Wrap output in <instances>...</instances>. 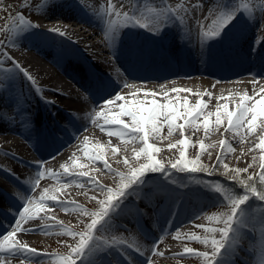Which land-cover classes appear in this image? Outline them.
<instances>
[{
    "label": "bare ground",
    "instance_id": "bare-ground-1",
    "mask_svg": "<svg viewBox=\"0 0 264 264\" xmlns=\"http://www.w3.org/2000/svg\"><path fill=\"white\" fill-rule=\"evenodd\" d=\"M141 1L143 3L136 8L138 14L140 12L147 13L148 9L160 8L165 5L175 7L178 3L187 7L188 11L187 13L180 11V15L184 18L183 23L179 20H169L167 26L163 27V30L156 35L139 27L121 28L119 38L115 43L109 44L105 36L104 22L99 18L101 7L107 8L108 0H48L47 7L41 10L39 16L32 23L39 27L28 30L19 36L16 39L15 47L2 49V51H7L9 56L17 61L36 82L33 85L22 72H17L14 79L5 80L0 86V215L6 219L7 227L3 234L11 230V226L17 218L15 213L22 208L23 201L20 200V195L39 196L42 188L53 184L57 188L62 187L61 182L45 177L40 180L35 192L30 191L38 162H45V170L61 172L60 165L65 162L71 163L69 158L75 154L76 157H79V163L86 164L87 167L74 171L88 172L101 183L114 187L118 180L115 173L107 172L102 163H93L84 156V137L89 138L87 145L89 149L94 146H103L108 164L117 172H127L128 169L125 167L123 159L127 157L132 161V147L137 149L142 147L139 143L130 144L128 150L123 152L120 149L121 138L115 135L109 137L107 132L98 127V124H102L103 120H99L97 123L91 122L90 114H94V109L100 111L97 105L102 103V97L106 93L103 92L98 96L93 95V98L82 96L72 78L68 74L66 75L60 67L75 64L74 57L64 53L66 48L70 51L72 49L79 56L75 61L83 65L81 68L76 66L78 68L77 76L84 81L79 86L88 85L92 81L91 77H87V71L95 73L92 66H98L104 76L98 81L92 82L90 86L108 85L107 93L114 95L116 91H121L119 85L127 81L134 87L124 88L121 91L126 99H132L130 93L136 92L137 99L151 100L153 97H145L144 93L156 92L159 95L155 99L159 103H165L163 93L168 92L169 99L174 101L178 99L181 103L184 98H187L190 104L194 105L197 100L202 99L207 104V108L204 110L206 114L215 112L220 97L226 99H219V103H228L230 110L235 108V105L240 102V97L245 93L254 97L253 102L260 98L256 93H260L261 87H264V75H259L257 72L253 75H245L244 72L250 67L255 68L250 62H246L245 55L249 50L254 53L252 62L257 60L264 64L262 63L264 61V11L260 10V6H264V0H249V4L254 9L252 16L238 13L237 18L225 29L222 39L206 41L203 47L200 41V31L201 26L206 30L212 23L214 16L209 17L210 10H218L224 5L233 6L234 0H159V3L156 0ZM112 2L121 11H129L134 7V0H112ZM239 2L240 0H236V3ZM243 2L247 3L248 1L243 0ZM122 4L123 8H121ZM193 5H200V7H193ZM206 17L209 18L206 19ZM53 28L60 29L65 35L60 36L49 32V29ZM219 49L225 50L222 52V56L229 60L227 63L233 59L232 57H240L241 60L238 62L237 68L234 66L236 69L233 67L223 73L213 75V72L216 71V62L210 59L209 53L214 56V52ZM140 60L142 61L140 62ZM157 60L162 61V64L156 65L159 69L176 65L173 63L174 60H179L189 70L183 74L166 76L157 73L154 78L149 80L144 79V76L139 77L126 73L128 68L125 66L132 67L129 72H133L139 66L142 69L145 67L146 64H142V62L148 63ZM137 64L138 66H135ZM242 71L243 73H241ZM37 88L41 91L38 92ZM172 88L191 91L173 93L171 92ZM196 93L201 95L198 96ZM205 93H211V98ZM113 109L118 110L115 106ZM124 119L127 120V117ZM202 119L201 117L197 123L202 125ZM211 119L214 120L215 117L213 116ZM46 121L57 125V130L63 135L59 134L61 139L54 136L53 143H48V137H42L45 131L48 132V129L39 127ZM67 124H69L70 133L65 135L62 130ZM226 126L225 122V125L218 131L213 127L207 137H205L202 127L194 132H191L190 127L186 128L184 137L180 136L179 131L169 137L167 128H165L166 130L162 132V136L165 137L163 140L153 139L150 142L161 149L157 158L167 165L169 160L174 161L179 158V149L169 150L168 145L175 144L182 138H188L194 145L186 153L189 158H196L199 152V143L202 141L206 146L203 153L209 156L210 152L211 156L216 159L221 153L220 142L226 140L234 148V152L227 153L222 157L226 158V162L236 165H243L247 162L248 165L259 167V157L264 153L258 148L250 149H254V146L262 138L261 130L257 129L254 134L244 135L245 129L242 133L245 136L244 140L240 142V136L224 131ZM113 147H118L119 152L113 154ZM53 157L55 158L53 159ZM253 157L256 159L253 160ZM132 163L135 164V161ZM174 172L176 173V171ZM67 179V177H61L63 182H67ZM79 181L80 178L77 177L75 182L69 184L66 189H62L60 198L73 200L82 205V196H99V193L91 189L86 181H84L83 189L78 187ZM18 188L21 189V192ZM82 192L86 194H81ZM192 199L194 200L193 206L182 203L178 205L171 195H167L159 189L150 190L147 188V192H144L140 202L141 205L138 207L140 214H137L136 210L129 206L130 211L126 210L117 217L127 222L124 227L129 242L135 240L141 246V251L144 252L143 256L139 252L135 255L133 249H127L131 264H145L149 256L154 264H172L168 263L166 258L176 255H180L176 256L178 260L182 259L180 249L172 248L194 233V229H198L195 227L198 225L195 218L200 206L205 202L195 196ZM260 203L254 202L253 206ZM7 204L13 207L12 211L9 210ZM56 209L61 208L56 207ZM54 211L55 209L48 212L47 215L53 217ZM44 214L41 213V215ZM39 221L41 220H30L24 224L25 228H37L38 230L18 233V239L26 241L35 248L36 245L31 243L33 237L47 239L49 235L39 230L40 227L44 224H57L60 220L55 218L53 221L50 219L41 221L43 224H39ZM72 229L75 230L74 227ZM82 229L83 227L75 231ZM56 230L62 229L57 226L52 232L50 231V234ZM245 230L244 233H246ZM255 231L257 237L251 233V242L255 240L254 238H258V235L264 234V230L259 227ZM122 232L126 234L124 231ZM177 232L179 238H174ZM35 233L37 235H34ZM139 234L146 237V242H141ZM38 235H45L47 238ZM161 237H163L162 241ZM217 238H219V234H217ZM157 241H159L157 251L163 252V257H166L164 259L159 258V255H151L153 243ZM116 257L122 264H129V261L119 254L111 256V258ZM107 258L109 259V257ZM236 259L241 262L244 260L234 256L231 264H239L235 261ZM199 260L200 262L194 264H203V261Z\"/></svg>",
    "mask_w": 264,
    "mask_h": 264
},
{
    "label": "snow or ice",
    "instance_id": "snow-or-ice-1",
    "mask_svg": "<svg viewBox=\"0 0 264 264\" xmlns=\"http://www.w3.org/2000/svg\"><path fill=\"white\" fill-rule=\"evenodd\" d=\"M137 5L129 11H121L117 9L112 0H108L107 8L101 7L99 18L105 25V36L109 44H113L119 38L120 29L124 27H139L147 29L154 35L163 30L167 26L169 20H179L183 23V16L180 15L182 10L187 13L188 9L183 4L178 3L175 7L163 6L160 8H151L147 13H137ZM48 0L38 5V8L47 7ZM27 6V5H26ZM193 7H200V5H193ZM123 8V4L121 5ZM260 10L264 11V6H260ZM253 7L249 3H244L240 0L234 5H224L222 8L213 9L209 12V17H213L212 23L208 25L205 30L201 26L200 41L203 47L206 41L222 39L225 35V29L237 18L238 13H244L249 17L253 14ZM209 17H206L208 19ZM11 24H5L0 28V32L10 33L11 39L0 40V49L6 47H15L16 39L28 30L36 29L39 26L32 24L22 14L12 18ZM18 22V23H17ZM49 32L64 36L65 33L58 28L49 29ZM0 86L5 80L11 81L14 79L17 72H22L24 77L35 85L34 78L23 69L20 64L15 61L7 51H0ZM5 60L11 62V67L5 65ZM134 85L127 81L119 85L120 90L124 88L131 89ZM163 87V85H161ZM101 91L106 95L102 97V103L97 106L100 111L93 110L94 114H90L92 123H97L103 120L98 127L102 131L107 132L109 137L115 135L121 138V142L125 146V151L128 150V145L139 143L142 145L139 149L132 147V163L127 157L123 159L127 172H117L107 162L105 158V150L102 145L94 146L92 149L87 147L89 138L84 137V156L93 163H102L107 172L115 173L118 177L115 186H107L101 183L95 176L84 171H74L75 169H83L87 167L86 164L79 163V157L73 154L69 162L60 165L61 172H56L51 169H44V161H40L36 165V175L31 182L30 191L35 192L40 184L42 178H49L57 182H61L62 187L57 188L55 184L41 189L39 196L20 195L19 198L23 201L22 208L15 213L16 219L11 226V230L6 234L0 235V264H12L13 260L19 259L20 264H32L36 257H47L51 264H113V261L107 260L106 257L113 254H119L124 257L131 264L130 257L127 254V249H133L144 255L141 251V246L135 240L129 242L122 235L113 234L115 227L113 221L119 217L126 210L130 211L131 197H140L143 185L146 183V175L148 173H159L167 184L177 185L178 182L172 178V170L179 173L189 174V179L192 183L202 186L207 189L209 193L213 194L214 203L225 210L213 212L211 215H206V219L212 226L195 225L197 228L203 229L204 235L192 233L187 236L188 240L197 241L204 245L206 251H198L196 249L185 246L181 255L195 256L203 261V264H231L230 257L235 253L239 246V241L242 239L244 230H256L259 227L264 230V154L260 155L259 172L250 175L247 174L248 168H230L228 164L223 163L222 157L234 152L232 145L222 140L221 153L216 158V164L213 166L205 165L200 160V154L206 150L205 144L201 141L199 143V152L196 158H189L187 151L194 147L188 138H182L175 144H169L168 149H179V158L176 160H169L167 165L157 158V154L161 149L155 146L150 140L160 139L163 129L167 128L168 136H172L174 132L179 131L181 137L185 136L186 128H191L193 131H198L201 127L204 130L205 137L210 134L211 129L219 130L222 126L225 132H233L235 135L241 137L240 142H243L244 135H251L257 129L261 130L262 138L259 143L254 146L255 150L258 148L264 153V87H261L259 99L245 93L240 97V102L235 105L233 110L229 109L228 103H219V99H226L224 97L218 98L215 112H207L205 109L207 104L199 99L196 103L190 104L187 98H184L181 103L180 100H173L168 98V92L163 93L165 103H159L155 97L159 95L156 92H145V97H153L151 100L137 99L136 92L130 93L132 99H126L121 91H116L115 94L107 93L108 85H99ZM37 91H41L37 88ZM139 91V90H138ZM181 91H188V89L172 88L171 92L179 93ZM211 98V93H205ZM200 96V93H196ZM113 106L116 109L114 110ZM215 117L214 120L211 117ZM127 117V120L124 118ZM202 119V125L197 121ZM182 121V123H181ZM111 129V130H110ZM246 132L241 134L242 130ZM226 150V152H225ZM113 154L119 152L118 147L112 148ZM211 158V153H208ZM55 157H53L54 159ZM256 158L253 157V160ZM249 168L252 164H249ZM221 168L223 171H221ZM219 172L225 176L231 183L237 185L242 191L236 192L232 187L226 186L220 181L200 179L194 174L204 173L206 175H213ZM61 177H67V182L61 181ZM80 178L77 186L84 188V181L94 191L99 193V196L93 195L89 199L94 201L96 208L94 210L88 209L83 205L76 203L73 200L61 199L62 189H66L69 184ZM179 187L186 188L187 185L180 183ZM86 194V193H81ZM102 197V198H100ZM261 202L253 206L254 202ZM59 207L66 213L76 212L79 215L90 218V222L83 224V229L75 231L63 224L57 222L56 225L44 224L39 230L44 231L45 234H50L53 227L59 226L62 233L72 240L74 244L65 243L68 249L66 253H42L37 249L31 247L26 241L18 239V233H26L29 231H37V228H25L23 225L30 220L39 219L41 221L54 219L48 216L47 213L54 208ZM45 213L41 215V213ZM136 213L140 214L137 208ZM171 215V212L169 213ZM199 218V217H198ZM219 234V238H217ZM174 238H179L177 232ZM163 237H161L162 241ZM154 242L151 255L163 256V252L157 251V244ZM260 259L258 264H264V246L261 247L259 253ZM115 264H122L117 259ZM145 264H154L151 257L146 259Z\"/></svg>",
    "mask_w": 264,
    "mask_h": 264
},
{
    "label": "rangeland",
    "instance_id": "rangeland-1",
    "mask_svg": "<svg viewBox=\"0 0 264 264\" xmlns=\"http://www.w3.org/2000/svg\"><path fill=\"white\" fill-rule=\"evenodd\" d=\"M247 1H248L247 3H249V0ZM42 2L43 0H0V28H3L6 23L11 24L13 22L12 18H14L17 15V13L22 14L27 20L33 23L36 17L39 16L38 14L41 12V10H43V8L37 7ZM156 2L159 3L160 1L156 0ZM141 3L143 2L139 0L138 5H140ZM134 5H137V0H134ZM11 38L12 37L10 33L0 32V40H6V39H11ZM0 51H2V49H0ZM249 51H252V50H249ZM0 59H4V58L0 56ZM5 65L8 67H11V62L5 60ZM0 79H3V77L0 76ZM165 128L163 130H166ZM191 132H194V131L191 130ZM243 132L244 130L241 131V134ZM120 149L123 150V152H125L124 150L125 146L123 143L121 144ZM200 160L202 163L210 167L215 165L217 162L213 156L209 158V156H207L204 153L200 154ZM222 160H223V163L228 164L230 168H248V173L247 174L242 173L241 174L242 176L250 175L252 173L259 172L260 170V168L256 166H252L251 168H249L248 167L249 165L246 164L247 162L246 163L243 162L244 163L243 165L241 164L236 165L234 163L231 164L229 162H226L225 157L222 158ZM174 171L175 170H172L171 175H172V178L178 182L177 185L167 184V182L164 181L163 177L159 173H148L145 177L146 183L145 185H143L142 190H141V196L131 197L130 199L132 203L130 204V206L136 210L141 205L140 202L142 200V197L144 196V192H147V188H149L150 190L159 189L161 190V192L167 195L168 194L171 195L174 202L178 203V205L182 203L187 206H193L194 200L192 199V197L195 196L202 200H205L203 205L200 206L201 208L198 211V215L195 218V221L198 222V225L203 224L205 226H212L207 221L206 215H211L213 212L223 211L225 209L218 207L215 203L212 204V202H214L212 198L213 194L209 193L207 189H204L202 186L192 183L189 179V174L179 173V172L175 173ZM221 171H223L222 168H221ZM194 175L204 180L220 181L226 186L232 187L233 190L236 192L242 191L237 185L229 182L227 178L221 175L219 172L213 175H210V176L204 173H197ZM180 183L186 184L187 187L186 188L179 187ZM81 201H82V205L88 209L94 210L96 208L95 202L90 200L89 197L87 196H82ZM54 209L55 211L52 214L54 219L56 218L57 220H60L58 222H63V224L69 228L74 227L75 230L77 229L79 230L81 227H83V224L80 223L81 220H83L85 223L90 222L88 217L79 215L76 212H72L70 215H68L63 209H56V208ZM54 219H50V221H53ZM40 223L43 224V222L39 221V224ZM113 223L115 225L113 229V234L118 235V236L122 235L126 239L129 240L127 232H125V227H124V224H126L127 222L122 221L119 218H116L113 221ZM52 225H56V223H53ZM56 227H53L50 231L52 232ZM122 231H124L126 234H123ZM193 231L194 233L198 235H204L203 229L201 228L194 229ZM245 232L246 233L243 234L242 239L239 241V246L237 250L230 257V260L232 261V257L237 256V258H241L240 260L244 259L243 262L236 259L235 261L237 263L239 262V264H258L259 259H260L259 253L261 251V247L264 246V236L262 235L261 239L254 238L255 240L251 242V237H252L251 232L252 231L246 229ZM60 233H62V230H56L54 233L49 234L47 236L48 238L45 235H38L40 237H44V238L46 237L47 239H37V238L35 239L33 237V239L31 240V243L36 245L35 248L39 252H42V253H53V252L66 253L68 249L65 247V243L74 244L75 241L72 240L67 235L60 234ZM34 235H37V233H35ZM254 235L256 236V233L253 234V236ZM251 243L253 244L250 245ZM185 246L196 249L198 251L210 250V249H206L205 246L200 244L199 242L188 240L187 238L182 240V242L181 241L178 242V244H176L174 248L172 249H180L179 251L182 254ZM179 251H175V252L177 253ZM176 256H180V255H176ZM176 256H171V258L170 257L166 258L163 256H158V257L162 259L166 258L167 262L172 263V264H179L180 262H181L180 264H194L196 262H200L199 260L200 258L195 257V256L181 255L182 256L181 260H178ZM108 257L111 258V256H108ZM117 258L118 257L111 258V261H113V264H115V260H117ZM13 261H14V264H20L19 259H15ZM32 264H51V262L47 257H36L33 259Z\"/></svg>",
    "mask_w": 264,
    "mask_h": 264
}]
</instances>
